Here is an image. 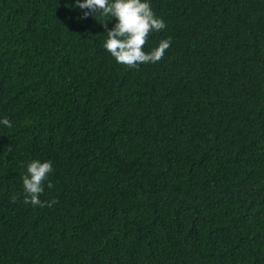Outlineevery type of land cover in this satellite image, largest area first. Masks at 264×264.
Returning <instances> with one entry per match:
<instances>
[{
    "label": "trees",
    "instance_id": "obj_1",
    "mask_svg": "<svg viewBox=\"0 0 264 264\" xmlns=\"http://www.w3.org/2000/svg\"><path fill=\"white\" fill-rule=\"evenodd\" d=\"M147 2L171 44L130 68L115 18L0 0V264H264V0Z\"/></svg>",
    "mask_w": 264,
    "mask_h": 264
},
{
    "label": "clouds",
    "instance_id": "obj_2",
    "mask_svg": "<svg viewBox=\"0 0 264 264\" xmlns=\"http://www.w3.org/2000/svg\"><path fill=\"white\" fill-rule=\"evenodd\" d=\"M76 7L84 10L80 19L89 16L95 17L99 13L102 17L115 18L118 22L113 29L107 31V40L104 48L108 50L118 63L130 68H138L140 64L156 63L165 54L171 44V38L162 40L159 46L150 53H145L142 48L149 37L150 32H159L166 27L163 19L157 18L147 0H76ZM107 28V23L103 25ZM4 126L12 128V123L4 118L0 121ZM54 171L52 161L41 162L33 160L27 166V173L22 177L25 191L24 203L33 206L51 207L56 203L42 201L44 182L52 188L48 180L49 174ZM16 201V197H12Z\"/></svg>",
    "mask_w": 264,
    "mask_h": 264
}]
</instances>
